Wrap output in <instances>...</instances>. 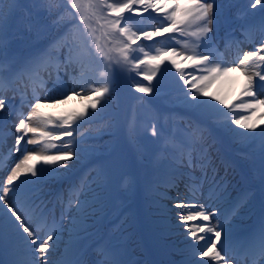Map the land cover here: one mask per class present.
<instances>
[{
  "label": "snow or ice",
  "instance_id": "1",
  "mask_svg": "<svg viewBox=\"0 0 264 264\" xmlns=\"http://www.w3.org/2000/svg\"><path fill=\"white\" fill-rule=\"evenodd\" d=\"M4 0H0L2 5ZM18 0H13V3ZM34 6L41 11L52 14L57 6V0H33ZM63 13L57 14L55 23L65 27V31L57 39L51 41L35 56L28 58L15 71L11 64H5L0 59V113L6 107L12 106L6 102L5 92L13 89V84L20 81L24 88L31 87V99L24 113L22 106L14 111L17 121L14 131L17 133L14 145L9 149L7 157L0 153V171L7 167L6 161L12 154H21L20 159L9 169L7 176L0 180V239L5 232L14 235L27 250L32 259L21 264H49V251H55V245L50 242L56 236L57 224L51 222L48 216L35 205L25 194V185L35 181H21L15 188L14 182L21 176L38 177L45 171H57L58 168H68L64 163L73 158V143L65 141L57 145L63 137H74L81 127L80 121L91 120L98 116L96 109L104 110L115 94V76L117 72H135L142 76L148 84L135 83L136 92L152 94L153 79L161 72V65L168 63L178 74L184 102L196 112L210 111L214 121L220 125H236L244 132L236 135L245 139L259 137L261 149L264 152V97L257 95V88L264 93V21L259 31L261 42L252 51L238 53L235 63H228L224 53L214 48L210 33L213 31L215 12L218 6L216 0H63ZM264 0H249L250 8L255 9ZM125 13L143 16L146 20L157 21L150 28H141L133 23ZM9 14H11V9ZM4 13L0 8V57L3 56L6 40L3 36ZM30 26V25H29ZM251 29L245 30L247 37ZM172 34L166 40L156 44H138L141 39L152 41L156 37ZM178 37H183L181 40ZM179 45V48L176 47ZM202 49V50H201ZM180 61H184L183 64ZM143 66V69H142ZM171 68H164L170 72ZM186 68L192 71L186 72ZM9 72L6 78L4 73ZM55 73V85L46 89L45 74L49 78ZM71 82L69 88L64 84L62 74ZM239 73L244 84L240 94L236 96L239 103H232L220 94L212 92L214 85L223 78ZM259 81V84L257 83ZM58 86V87H57ZM38 88H44L43 100ZM22 102L27 95L19 88ZM210 97V99H201ZM245 97L250 99H244ZM80 101V109L72 110L66 115L49 114L42 109L67 105L73 99ZM215 101L217 103H212ZM222 105L223 108L218 107ZM89 109L92 110L89 114ZM228 109V111H224ZM240 112L243 115H234ZM257 117L259 119L257 120ZM6 116L0 115V145L5 141L3 132ZM261 130L257 132V129ZM163 129L158 130L156 124L151 126V135L158 137ZM254 133L250 136L248 133ZM203 141V129L192 128L184 142V151L179 157L180 168L169 179L166 189H175L171 197L172 207L180 209L176 212L177 222L185 226L187 237L191 238V257L189 264H200L207 260L208 264H261L264 261V223L261 224L253 239L244 246L237 244L239 254L229 255L225 240L222 244V234L226 236L225 228L213 218L217 212L206 208L196 200L202 193L204 182L208 177L210 161L203 150L196 148ZM22 142L24 147L21 148ZM28 145L38 146L29 150ZM61 147L67 151L51 154L50 149ZM42 161L45 165H55L53 169H37L36 163ZM187 169V171H184ZM201 173L196 176V172ZM213 171H215L213 169ZM184 182L187 195L181 199L180 182ZM222 185L213 180L209 190V199L218 198ZM12 199H9V194ZM168 199V191L162 193ZM197 209L190 211V209ZM79 210V209H78ZM202 221L200 224L189 223ZM43 233V235H41ZM204 233L206 235H201ZM201 241H206L201 244ZM218 245L220 247L218 248ZM34 246V247H33ZM103 259L99 264H123L114 254L106 249L100 251Z\"/></svg>",
  "mask_w": 264,
  "mask_h": 264
}]
</instances>
